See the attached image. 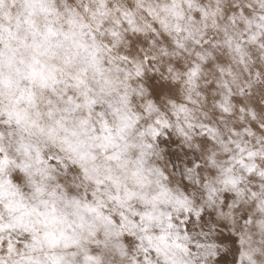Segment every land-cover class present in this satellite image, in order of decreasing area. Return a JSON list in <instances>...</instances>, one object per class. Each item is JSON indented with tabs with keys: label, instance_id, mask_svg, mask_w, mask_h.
<instances>
[{
	"label": "snow or ice",
	"instance_id": "obj_1",
	"mask_svg": "<svg viewBox=\"0 0 264 264\" xmlns=\"http://www.w3.org/2000/svg\"><path fill=\"white\" fill-rule=\"evenodd\" d=\"M0 264H264V0H0Z\"/></svg>",
	"mask_w": 264,
	"mask_h": 264
}]
</instances>
